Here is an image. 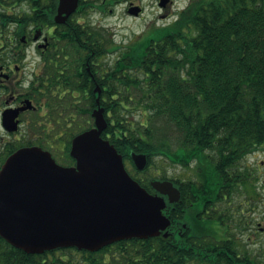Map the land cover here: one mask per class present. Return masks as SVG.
<instances>
[{
	"label": "trees",
	"instance_id": "trees-1",
	"mask_svg": "<svg viewBox=\"0 0 264 264\" xmlns=\"http://www.w3.org/2000/svg\"><path fill=\"white\" fill-rule=\"evenodd\" d=\"M100 35L102 58L113 56L101 62L97 79L108 121L102 135L147 189L153 190L154 179L179 184L181 200L167 205L170 233L122 239L93 251L69 246L42 253H28L0 236V264L205 262L212 248L195 239L192 219L182 213L191 207L193 192L202 203L221 200L228 173L247 182V170L235 164L264 148V0H190L175 21L127 44H116L105 31ZM76 52L83 56L79 47ZM81 80L89 90L87 72ZM83 104L85 109L66 111L72 121L69 139L93 125L95 94L85 95ZM131 151L147 154L144 170L134 165ZM158 156L186 167L194 163L195 177L182 180L153 171Z\"/></svg>",
	"mask_w": 264,
	"mask_h": 264
},
{
	"label": "flooded vegetation",
	"instance_id": "flooded-vegetation-1",
	"mask_svg": "<svg viewBox=\"0 0 264 264\" xmlns=\"http://www.w3.org/2000/svg\"><path fill=\"white\" fill-rule=\"evenodd\" d=\"M176 1L156 0L157 18L144 30L175 21L182 10L177 5L173 12ZM58 4L59 0H0V168L17 150L31 146L49 151L62 164H75V160L69 162L74 159L70 154L74 136L69 139L72 121L66 111L85 109L83 97L98 95L95 88L104 60L100 33L105 31L112 38L111 30L91 16L112 12L119 5L132 18H141L147 10L138 0H79L76 10L57 18ZM108 55L103 58L108 60ZM85 72L89 90L81 80ZM259 150L263 149L250 151L235 164L247 170V182L228 173L221 200L202 203L201 196L192 193L191 207L182 214L191 217L195 239L205 240L212 248L200 264H261L264 198L258 191L255 164L246 161Z\"/></svg>",
	"mask_w": 264,
	"mask_h": 264
},
{
	"label": "water",
	"instance_id": "water-1",
	"mask_svg": "<svg viewBox=\"0 0 264 264\" xmlns=\"http://www.w3.org/2000/svg\"><path fill=\"white\" fill-rule=\"evenodd\" d=\"M79 0H59L57 18L77 9ZM92 111L95 125L72 139L76 164L58 163L39 146L24 147L0 168V236L28 253L76 246L98 250L129 238L168 236V203L181 200L170 179H154L152 194L127 171L115 145L102 136L105 108ZM138 169L145 153L131 152ZM167 196V198H165Z\"/></svg>",
	"mask_w": 264,
	"mask_h": 264
},
{
	"label": "rangeland",
	"instance_id": "rangeland-1",
	"mask_svg": "<svg viewBox=\"0 0 264 264\" xmlns=\"http://www.w3.org/2000/svg\"><path fill=\"white\" fill-rule=\"evenodd\" d=\"M144 4L147 8L145 14L141 18H132L129 16L123 5L113 6L114 10L106 14H94L91 16L94 20L99 21L104 28H108L112 32V38L116 44H127L137 35L145 31L144 29L148 27L149 22L157 18V12H155V1L156 0H138ZM190 0H177L174 5L173 12H176L177 5H181L183 8ZM113 56L108 57L111 61ZM106 61L107 58H102ZM140 113H136L134 119L140 118ZM254 155V154H253ZM250 155L247 157L246 161L252 162L255 165V169L259 175V194L261 198H264V149L259 150L255 153V157ZM65 163V162H63ZM67 163V162H66ZM128 168H131V164L127 162ZM151 169L153 171H166L169 176L179 178L182 180H187L188 178L195 177L194 163L190 167L181 165L180 163H174L170 160L164 158L163 156H158L155 159V164H152ZM150 169V170H151ZM264 259V258H263Z\"/></svg>",
	"mask_w": 264,
	"mask_h": 264
}]
</instances>
